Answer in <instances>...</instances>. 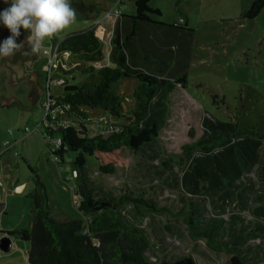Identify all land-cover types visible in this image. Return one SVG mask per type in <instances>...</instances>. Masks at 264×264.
<instances>
[{
  "label": "rangeland",
  "instance_id": "obj_1",
  "mask_svg": "<svg viewBox=\"0 0 264 264\" xmlns=\"http://www.w3.org/2000/svg\"><path fill=\"white\" fill-rule=\"evenodd\" d=\"M81 1L86 5L108 2L121 14L132 15L136 0ZM253 1L181 0L177 3L176 0H152L151 7L160 12V16H153L154 20L166 25L182 20L193 31L187 85L185 89L177 87L169 95L167 122L156 140L138 152L123 148L120 154L124 166L113 175L99 174L93 161L87 159L86 175L98 197L118 200L125 196L171 211V214L153 212L143 204L131 201L119 211L126 225L139 228L145 235L148 247L144 256L151 263L174 262L182 257H191L195 264H227L220 254L206 247L203 239L192 241L189 238L187 226L179 214L187 199H191L202 206L206 219H222L225 228L239 232L238 243L247 260H262L258 264H264V222L251 212L255 195L260 191L255 168L242 177L241 190H229L230 197H225L224 192L210 193L204 189L197 197H189L181 185L189 155L198 156L189 147L202 136L201 123L205 118L221 122L238 121L246 128L264 130V9L251 21L240 20ZM75 13V20L51 38H46V44L50 45L52 38L59 41L93 24L92 19L86 20ZM108 20L105 30L113 35L114 22L113 19ZM95 31L97 35L101 33L99 24ZM105 34L99 38L105 43L107 59V45L112 35ZM39 55L42 58L41 66L47 60L41 51ZM57 65L59 80L68 85L96 84L95 74L82 72L91 65L89 63L60 54ZM4 88H1L2 95L10 92L8 94L18 96L21 93L19 89L14 90V86H7V92ZM132 88L133 83L129 81L117 85L120 94L129 93ZM62 91V87H50L54 97L61 96ZM131 108L132 101L126 98L123 104L126 118ZM43 118L44 111L32 107L23 98L7 110H0V141L7 140L11 146L15 142L11 137L19 138L4 153L6 160L0 162V197L2 200L7 198V209L0 225L11 231L30 230L32 202L27 195L34 188L36 176L46 188L54 219L83 218L75 208L79 197L76 195V180L71 164L74 155L65 154L62 161L52 156L49 150L51 144L43 136L45 128L40 125ZM89 119L93 122V131L99 128L106 131L109 125L115 131L114 126L125 123L123 118L108 119L99 111L89 112ZM36 126L38 129H35ZM24 127L30 130L28 135L23 133ZM8 130L14 135H9ZM245 188L248 191L242 194ZM258 228L263 230L259 231ZM22 244L18 238L17 245ZM25 244L28 249L29 243ZM203 257L208 262L202 260ZM22 264H27L24 259Z\"/></svg>",
  "mask_w": 264,
  "mask_h": 264
},
{
  "label": "trees",
  "instance_id": "obj_2",
  "mask_svg": "<svg viewBox=\"0 0 264 264\" xmlns=\"http://www.w3.org/2000/svg\"><path fill=\"white\" fill-rule=\"evenodd\" d=\"M151 1L136 0L134 14L117 16L109 40L108 65H93L105 55V44L94 27L70 33L55 42L60 54L68 53L71 58L91 64L82 72L96 76L95 85L62 82V95L46 98L49 110L42 123L52 156L62 161L65 154L74 155L71 164L79 197L75 208L83 218L54 219L46 188L36 176L34 188L27 195L32 202L30 230L2 232L29 243L28 264H154L144 256L148 247L145 235L139 228L126 225L119 211L130 201L139 202L153 212L171 214V211L125 196L118 200L98 197L86 175L88 158L99 174L113 175L124 166L120 154L123 148L138 152L155 141L167 122L169 95L177 87L185 89L187 85L193 31L182 20L170 25L154 20L153 16H160V12L150 7ZM70 5L84 19L98 18L102 12L81 0H70ZM263 9L264 0H255L240 20L251 21ZM123 81L133 83L131 92L117 91L118 83ZM126 98L132 101L127 118L123 115ZM92 111H99L108 119L123 118L125 123L114 126L111 133L100 128L93 131L89 119ZM201 124L202 136L189 147L198 156L189 155L181 178L187 195L197 197L204 189L210 193L224 192L225 197H230L229 190H241L242 177L255 168L260 191L255 195L251 212L264 222V130L246 128L238 121L205 118ZM246 191L248 188L241 193ZM179 215L189 238L203 239L206 247L220 254L227 264L262 261L247 260L238 243L239 232L225 228L222 219H206L202 206L193 200L187 199ZM202 260L207 261L205 257ZM157 264H195V261L182 257Z\"/></svg>",
  "mask_w": 264,
  "mask_h": 264
},
{
  "label": "crops",
  "instance_id": "obj_3",
  "mask_svg": "<svg viewBox=\"0 0 264 264\" xmlns=\"http://www.w3.org/2000/svg\"><path fill=\"white\" fill-rule=\"evenodd\" d=\"M151 3H152V1L149 4L150 7L152 5ZM95 6H98V8L101 9V10H103V11L101 12V14L99 15L98 18H93V17H89L88 18V19H92V21H93V24L89 28L94 27L96 29V25L99 24L100 25V31H101V33L99 35H97V34L96 35L98 37H100V35H104L106 33L105 24H106L107 21H109L108 19H111V18L105 17L106 14L108 12L112 11V10H117L119 12V14H121V12L118 10V8H114L112 6V4L111 3H108V2H103V3H100V4L95 3ZM151 8L152 9H155L153 7H151ZM245 9H246V7H244V10ZM88 19H86V20H88ZM108 32L105 34V36L106 35L107 36L108 35L109 36L112 35L111 32H109L110 34ZM95 33H96V31H95ZM7 35H9V33L1 36V40L3 38H5ZM27 35H28V33L26 31H23L21 37L18 38V43H19L20 47L15 50V54H17L20 51H22V50L27 49V48L30 47L29 44H28V42H27ZM51 40H52V43L50 45L46 44L45 43V40H44L43 46L41 47V49L39 50V52H37V53H35L33 55L32 54H29V53H27V54L20 53V57H19L20 63L22 65L23 74H31L34 77L35 86L39 90L38 96H37V99H36V105H35V107H39L42 110H43V108L41 106L42 102L44 100H46V98L49 95L52 96V97H54L51 94V92H50V87L53 86V85H50L48 91L45 88V85H46L45 65H46V63L45 64L42 63L41 66H40V62H41L40 60L42 58L39 55L40 54V51H41V54L45 57V59L46 60L48 59L47 56L42 53V51L45 48L56 46L55 42L57 40H55L54 38H52ZM105 47L106 46L104 45V50H105ZM108 47H109V43L107 45V48ZM109 52H110V47H109V50H108V57H109ZM61 54L68 55V53H61ZM104 54H105V51H104ZM14 55H10L8 57H4V59L10 64ZM108 63H109L108 62V58L105 59V55H104V59L101 62L95 63L93 65L95 67H99L100 65H108ZM52 77L53 78H56V79H59V75H58L57 71L54 72V74H53ZM9 78H10V72H9V70L7 68L3 67L0 64V100L6 101V100L9 99L8 102L4 106L0 107V110H7L8 108H10V106H12L13 104H15L21 98L27 100V95H28V93L30 91V87L29 86H26V84H25V78H20L14 85H12V84H10L8 82ZM2 86L5 87L4 88L5 91L7 90L6 89L7 86H10V87L11 86H14L15 87L14 90L19 89L21 91V93L18 96L8 94L10 92H8L5 95L4 94L2 95V92H1ZM27 103H29L28 100H27ZM22 107H24V106H22ZM42 123H43V120L40 123L41 126H42ZM35 128L38 129V126H36ZM8 134L9 135H11V134L14 135L11 130H8ZM11 138L15 141L14 142L15 144L19 140V138H16L15 136H12ZM23 138H25V136ZM3 143H6L7 146H8V149L5 150V151H3V149H5V147L2 146ZM14 143L10 146V144H9V142L7 140L0 141V162H1V160H3V161L6 160V158L4 157V153L6 151H9L13 147ZM0 169H1V163H0ZM6 204H7V198L5 200H2L1 197H0V206H1V209H0V221L2 219L1 217L4 215V213H5L6 209H7V205ZM13 231H15V230H13ZM2 232H11V229H8V228L4 227L3 225H0V236L3 235ZM14 240H12L10 242V247H9V250L7 252H0V264H14V263L22 264L23 259L28 264V262H27V251H28V249H26V247H25V245H26L25 242H21L23 244H22V246H19V245H17L18 238H15ZM22 256H23V258H22Z\"/></svg>",
  "mask_w": 264,
  "mask_h": 264
},
{
  "label": "clouds",
  "instance_id": "obj_4",
  "mask_svg": "<svg viewBox=\"0 0 264 264\" xmlns=\"http://www.w3.org/2000/svg\"><path fill=\"white\" fill-rule=\"evenodd\" d=\"M0 8V27L9 35L0 40V58L15 54L18 38L26 31L29 52H39L46 38H51L75 20L70 0H4ZM27 54V53H26Z\"/></svg>",
  "mask_w": 264,
  "mask_h": 264
},
{
  "label": "water",
  "instance_id": "obj_5",
  "mask_svg": "<svg viewBox=\"0 0 264 264\" xmlns=\"http://www.w3.org/2000/svg\"><path fill=\"white\" fill-rule=\"evenodd\" d=\"M4 7H7V4L4 2V0H0V8H4ZM7 33H8V31L6 28L0 27V40H1V36L5 35ZM28 50H29V48L24 49V50L20 51L19 53L15 54L13 56L10 64L4 58H0V64L9 70L10 78H9L8 82L10 84L14 85L20 78H25L26 86L30 87V91L27 95V100L31 104L32 107H35L36 99H37L39 90L35 86L33 75L23 74L22 65H21L20 60H19L20 53L32 54ZM8 100H6V101L0 100V107L4 106L8 102ZM0 209H1V206H0ZM14 239H15V237L12 235L7 236L4 234V235L0 236V251L1 252H7L9 250V247H10V242Z\"/></svg>",
  "mask_w": 264,
  "mask_h": 264
},
{
  "label": "built area",
  "instance_id": "obj_6",
  "mask_svg": "<svg viewBox=\"0 0 264 264\" xmlns=\"http://www.w3.org/2000/svg\"><path fill=\"white\" fill-rule=\"evenodd\" d=\"M118 15H119V12L117 10H112V11L108 12L105 17L111 18V19H113V22H115V20L117 19ZM42 53L44 55H46L47 58H48L47 62H46V65H45V71H46V85H45V88H46V90L48 91L50 85H55V86L61 87L62 86V81L52 77L54 72L58 68L57 58L60 55V53L57 51V46L45 48L42 51ZM41 106H42V108L44 110V116H46L48 114V110H49V102L47 100L43 101ZM58 113H60V110H58ZM107 130H108V132L114 131L113 130V126H111V125L107 126L106 131ZM29 132H30V130L28 128L24 127L23 133L25 135H28ZM55 144H56V142H55ZM2 146L5 147V149H3V151L8 149V146H7L6 143H3Z\"/></svg>",
  "mask_w": 264,
  "mask_h": 264
}]
</instances>
